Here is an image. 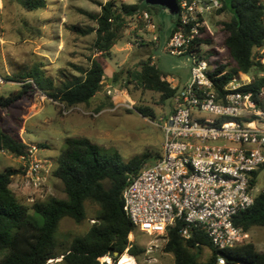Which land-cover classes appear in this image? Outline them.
Listing matches in <instances>:
<instances>
[{
    "label": "trees",
    "instance_id": "trees-1",
    "mask_svg": "<svg viewBox=\"0 0 264 264\" xmlns=\"http://www.w3.org/2000/svg\"><path fill=\"white\" fill-rule=\"evenodd\" d=\"M17 1L28 12L46 7L45 0ZM220 1L222 8L218 11L225 10V1ZM227 1L231 19L221 27L222 48L234 68L227 70V65H217L215 62L212 75H220L215 80L220 91L234 76L253 73L251 83L242 91L251 92L253 99L258 102L257 94L264 86V53L258 54L255 50L264 47V3L261 0ZM152 10L159 8L146 5L144 0H137L135 4H121L119 7L115 6L113 0L107 1L101 6L98 15H89L95 21V28L69 27L72 33L81 36L95 33L93 48L100 55L92 58L87 68L77 67L78 76H63L57 85L36 68L25 77H20L30 78L31 82H23L17 93L8 97L0 96V107L7 108L15 103L27 89L38 90L65 109L88 105L103 87L104 68L100 60L107 56L122 35L126 18L142 12L151 13ZM177 29L178 16L169 31V37ZM209 43L207 38L197 39L195 50L199 51L201 45ZM151 60L149 57L141 62L137 71L115 72L111 78L112 84L118 83L121 75L126 74L127 79L133 78L142 88L159 93L161 100L172 99L177 89L165 80L166 76ZM135 110L145 118L154 117L153 112L146 107H135ZM26 147L20 140L0 129L1 151L17 158ZM148 158L147 154H143L124 161L118 152H102L86 137L65 138L64 148L56 158L52 172L53 177L63 185L65 199L49 197L31 205V209L41 216V225L29 218L28 208L10 188L15 171H0V264H47L49 260L59 257V264H101L99 259L107 256L112 259V264H117L126 249L133 257L144 253L145 249L128 241V235L136 229L123 210L121 194L128 175L137 174ZM263 167L264 164L259 169ZM259 169L252 174V190ZM86 202L99 208L95 222L83 236L72 238L66 245L58 244L56 232L60 221L69 218L81 223L86 215ZM233 221L235 226L245 232L255 227L264 228V191L255 195L253 205L235 216ZM181 225V222H176L167 228V240L163 246V251L173 256L174 264H217L219 256L226 264H264V252H258L251 243L218 251L199 230H193L189 239H184L179 232ZM201 248L210 250V256L204 263H199Z\"/></svg>",
    "mask_w": 264,
    "mask_h": 264
},
{
    "label": "rangeland",
    "instance_id": "rangeland-1",
    "mask_svg": "<svg viewBox=\"0 0 264 264\" xmlns=\"http://www.w3.org/2000/svg\"><path fill=\"white\" fill-rule=\"evenodd\" d=\"M107 1L109 0H45V9L28 12L17 0H0V76L3 81L0 84V96L8 97L17 93L23 82L30 79L20 77H25L36 68L45 77L52 78L54 85L63 76H78L75 69L87 68L95 53V33L81 36L72 33L69 27L95 28V21L89 15H98L101 6ZM224 1L225 10L207 17L204 37L210 43L203 45L202 54L208 58L211 67L217 62V65H227V70H232L234 64L222 48L221 27L231 19L228 1ZM261 1L264 3V0ZM114 4L116 7L121 5L115 0ZM149 15L152 26L134 15L126 18L122 37L127 38L132 48L129 55L123 54L124 58L117 60L123 61L117 71L139 70L140 63L149 58L144 53L149 34H156L159 30L163 37L176 19V16L161 9L152 10ZM138 39L140 44L136 46L135 41ZM163 46L162 43L159 48L151 51V61L167 78L175 83H183L189 77V60L186 56L176 57L165 53ZM255 52L264 53V47ZM252 75L253 73L243 76L239 74L236 78L251 80ZM135 107L150 109L154 117H143ZM170 110L171 99L161 100L159 93L142 88L133 78L127 79L126 74L121 75L118 83L111 88L103 87L88 105H78L70 111H63L61 104L48 99L39 91L27 89L21 99L7 108L0 107V129L25 145H43L38 146V157L46 162V171L42 173V182L38 188L26 186L22 179V164L17 162V158L1 150L0 171H15L10 188L28 208L29 218L41 225L42 218L31 209V205L49 197L65 199L63 185L52 175L56 158L64 148L65 138L86 137L102 152H118L124 161L147 154L149 158L144 167L150 166L159 158L163 143L159 118ZM262 191L264 167L258 171L253 194L257 195ZM98 210L95 204L86 202V215L81 223H75L69 218L62 219L56 232L57 243L66 245L72 238L86 234L95 222ZM132 242L145 249L144 253L136 257L129 255L127 251L123 253L130 256L135 264H174L173 256L163 251V237L135 230ZM246 243L253 244L258 252H264V228L250 229ZM209 256L210 250L201 248L199 263H204ZM60 261L61 257L49 260L47 264H59Z\"/></svg>",
    "mask_w": 264,
    "mask_h": 264
},
{
    "label": "built area",
    "instance_id": "built-area-1",
    "mask_svg": "<svg viewBox=\"0 0 264 264\" xmlns=\"http://www.w3.org/2000/svg\"><path fill=\"white\" fill-rule=\"evenodd\" d=\"M177 5L178 29L163 51L187 57L189 79L171 99V111L159 118L163 134L159 158L128 175L121 194L123 210L142 233L161 236L166 242L167 228L181 222L179 232L184 239L199 230L213 248L224 251L246 243L248 232L233 220L253 205L252 174L264 164V86L257 94L258 102L251 92L242 91L251 83L248 78L234 76L219 91L215 80L220 75H212L215 66L203 56V45L197 51L195 43L205 38L207 17L220 10L222 3L177 0ZM134 16L152 26L148 12ZM139 44L140 39L135 41ZM17 159L23 166L25 185L38 188L46 171L38 147L27 145ZM128 241L132 242V233ZM217 264L226 263L219 256Z\"/></svg>",
    "mask_w": 264,
    "mask_h": 264
},
{
    "label": "crops",
    "instance_id": "crops-1",
    "mask_svg": "<svg viewBox=\"0 0 264 264\" xmlns=\"http://www.w3.org/2000/svg\"><path fill=\"white\" fill-rule=\"evenodd\" d=\"M115 1L120 2V4H127V5L137 3V0H115ZM169 33L170 32H167L166 34H164L163 37H162L161 32L159 30L156 34H154V33L149 34V38L147 39L148 43H146L147 46L144 49L145 55L149 56L152 59V56L150 55L151 51L153 49L159 48V46L162 43L164 45L166 43L168 37H169ZM152 37H157V39H158L157 42H155V44L152 43V41L150 42ZM151 45H153L154 47H152ZM131 48H132V44L128 42L126 37H122V35H121L120 38L117 40V42L111 47L107 56L100 60L102 65H103V68H104V80H103V87L104 88L107 89V88H111L113 86L111 78H112L113 74L115 72H117V68L123 62V61L117 62V60L124 58V56L129 55ZM136 50H141V49H136ZM123 54H125V55L123 56ZM99 55H100V53H94L92 58L98 57ZM152 64H153V62H152ZM188 79H189V77L183 83H181L180 81L175 83L171 78H167V77L165 78V80H167L168 82L170 81L171 86L173 88H176L177 90L180 89L181 87H183L184 84L188 81ZM30 81H31V79L26 80V82H30ZM171 108H172V103H171ZM170 111H168L166 114H168ZM17 162L20 163V161L18 159H17Z\"/></svg>",
    "mask_w": 264,
    "mask_h": 264
},
{
    "label": "water",
    "instance_id": "water-1",
    "mask_svg": "<svg viewBox=\"0 0 264 264\" xmlns=\"http://www.w3.org/2000/svg\"><path fill=\"white\" fill-rule=\"evenodd\" d=\"M148 6H157L159 9L168 12L170 15L178 16L177 0H144Z\"/></svg>",
    "mask_w": 264,
    "mask_h": 264
},
{
    "label": "bare ground",
    "instance_id": "bare-ground-1",
    "mask_svg": "<svg viewBox=\"0 0 264 264\" xmlns=\"http://www.w3.org/2000/svg\"><path fill=\"white\" fill-rule=\"evenodd\" d=\"M101 260L111 262V259L109 257H103ZM117 263L118 264H135L134 260L130 256L127 257V254H124V256H122L118 260Z\"/></svg>",
    "mask_w": 264,
    "mask_h": 264
}]
</instances>
